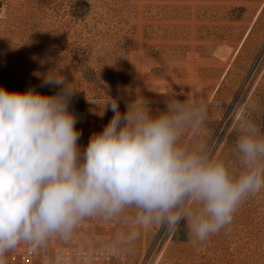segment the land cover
Masks as SVG:
<instances>
[{
  "label": "rangeland",
  "instance_id": "374dc122",
  "mask_svg": "<svg viewBox=\"0 0 264 264\" xmlns=\"http://www.w3.org/2000/svg\"><path fill=\"white\" fill-rule=\"evenodd\" d=\"M53 69L77 89L69 111L83 114L81 150L114 114H100L106 94L121 113L137 97L153 114L168 99L195 97L208 105L196 139L234 165L237 121L264 126V0H0V88L55 95L59 87H41ZM123 229L87 220L70 243H50L53 257L40 264H54L57 252L106 251ZM193 240L183 223L174 233L142 228L104 264H264V190L242 202L226 229Z\"/></svg>",
  "mask_w": 264,
  "mask_h": 264
},
{
  "label": "clouds",
  "instance_id": "9594fccd",
  "mask_svg": "<svg viewBox=\"0 0 264 264\" xmlns=\"http://www.w3.org/2000/svg\"><path fill=\"white\" fill-rule=\"evenodd\" d=\"M46 86L60 91L0 88V264L21 245L37 253L52 240L70 243L87 220L125 226L106 242L113 255L152 226L174 233L183 223L194 243L203 242L264 190V126L249 116L234 129L233 165L196 139L207 119L204 100L174 97L153 114L137 97L121 113L106 94L100 114H114L81 150L69 111L74 83L53 69L43 77ZM188 134L191 145L184 143ZM63 261L57 252L54 264Z\"/></svg>",
  "mask_w": 264,
  "mask_h": 264
},
{
  "label": "built area",
  "instance_id": "2783aa9c",
  "mask_svg": "<svg viewBox=\"0 0 264 264\" xmlns=\"http://www.w3.org/2000/svg\"><path fill=\"white\" fill-rule=\"evenodd\" d=\"M83 225L79 228L81 229ZM59 242L57 240H52L49 242ZM52 250L48 245L47 249L41 250L37 253H30L27 250L26 245H21L16 249L6 253L5 260L6 264H40L46 262L52 258ZM115 256L110 254L108 251H96L92 254L74 252L71 255L66 253L64 255L63 264H70L72 260H83L84 262H93L94 264H104L113 261Z\"/></svg>",
  "mask_w": 264,
  "mask_h": 264
},
{
  "label": "bare ground",
  "instance_id": "6f19581e",
  "mask_svg": "<svg viewBox=\"0 0 264 264\" xmlns=\"http://www.w3.org/2000/svg\"><path fill=\"white\" fill-rule=\"evenodd\" d=\"M72 113L76 116L77 121H78V119H83V114L77 113V111L76 112H72ZM68 255H70V254H68Z\"/></svg>",
  "mask_w": 264,
  "mask_h": 264
}]
</instances>
